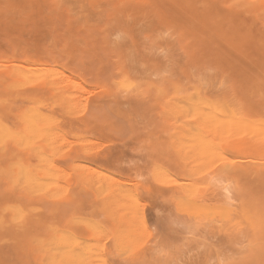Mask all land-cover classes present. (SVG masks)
I'll use <instances>...</instances> for the list:
<instances>
[{
	"label": "rangeland",
	"instance_id": "rangeland-1",
	"mask_svg": "<svg viewBox=\"0 0 264 264\" xmlns=\"http://www.w3.org/2000/svg\"><path fill=\"white\" fill-rule=\"evenodd\" d=\"M0 264H264V0H0Z\"/></svg>",
	"mask_w": 264,
	"mask_h": 264
},
{
	"label": "bare ground",
	"instance_id": "bare-ground-1",
	"mask_svg": "<svg viewBox=\"0 0 264 264\" xmlns=\"http://www.w3.org/2000/svg\"><path fill=\"white\" fill-rule=\"evenodd\" d=\"M232 118H233V117H232ZM234 118H235V117H234ZM234 118H233V119H234ZM231 123L233 124V122H230V124H231ZM241 124H244V123H239L238 127H242V125H241ZM246 124H247V125H246ZM246 124H245V127L249 125V123H246ZM240 125H241V126H240ZM243 127H244V125H243ZM245 135H247V136H248L249 134H248V133H246ZM208 223H209V222H208ZM208 223H207V224H208ZM210 223H213V225H214V222H213V221H212V222L210 221ZM209 225H210V224H208V226H209ZM209 227H210V226H209Z\"/></svg>",
	"mask_w": 264,
	"mask_h": 264
}]
</instances>
